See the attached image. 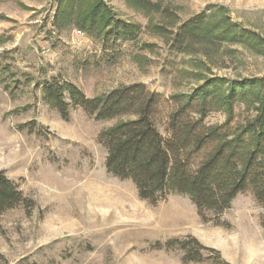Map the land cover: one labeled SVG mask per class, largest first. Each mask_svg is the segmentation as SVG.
Returning <instances> with one entry per match:
<instances>
[{"label":"rangeland","instance_id":"374dc122","mask_svg":"<svg viewBox=\"0 0 264 264\" xmlns=\"http://www.w3.org/2000/svg\"><path fill=\"white\" fill-rule=\"evenodd\" d=\"M104 1L116 19L140 27L135 38L106 43L79 35L74 26L57 29L55 0H0V172L32 201L0 216V264H184V252L168 242L187 238L207 248L203 261L187 264H264V206L251 192L239 194L221 216L209 213L207 222L186 195L169 194L156 204L141 199L131 180L106 169L99 135L117 120L97 121L71 107L66 121L42 91L46 81H67L96 97L143 83L170 100L208 77L264 78V56L247 45L216 40L182 51L173 42L180 25L200 14L264 37V0H163L169 15L138 10L126 0ZM169 106L159 111L164 136ZM243 110L235 105L234 123ZM226 118L212 112L205 123L223 125ZM206 152L192 157L191 171ZM97 193L118 195L126 208L137 202L151 222H115L108 208L94 205Z\"/></svg>","mask_w":264,"mask_h":264},{"label":"trees","instance_id":"16d2710c","mask_svg":"<svg viewBox=\"0 0 264 264\" xmlns=\"http://www.w3.org/2000/svg\"><path fill=\"white\" fill-rule=\"evenodd\" d=\"M55 1L57 29L74 26L106 43L139 34L138 25L116 19L104 0ZM162 1L126 0L138 10L169 15ZM203 15L180 25L174 34L175 47L188 51L191 43L229 40L264 56V37L259 33L226 18L209 22ZM42 91L46 103L66 121L71 107L82 108L97 121L117 120L99 135L107 151L106 169L131 180L141 199L156 204L169 194L186 195L204 222L209 220V213L221 216L239 194L248 191L264 206V78L229 81L208 77L190 94H177L170 100L143 83L121 86L96 97L86 96L67 81H46ZM164 103L170 105L168 136L159 130V111ZM236 104H242L244 110L241 120L234 123ZM218 111L226 114L225 123L206 124L208 115ZM204 150L207 152L197 170L191 171L190 160ZM30 204L16 183L0 172V216ZM174 244L184 252V264L203 261L201 251L207 248L196 239L168 242ZM192 244L198 249L191 248Z\"/></svg>","mask_w":264,"mask_h":264},{"label":"bare ground","instance_id":"6f19581e","mask_svg":"<svg viewBox=\"0 0 264 264\" xmlns=\"http://www.w3.org/2000/svg\"><path fill=\"white\" fill-rule=\"evenodd\" d=\"M97 185H99V183L97 184ZM94 186V185H93ZM100 186V185H99ZM104 186V185H103ZM95 187V186H94ZM101 187V186H100ZM108 187V186H107ZM107 187H105V188H103L104 189V191L106 190H110L109 188H107ZM92 189H94V188H92ZM96 189V188H95ZM100 189L101 188H99V187H97V191H99L100 192ZM103 189H101V190H103ZM96 191V192H97ZM94 192V191H93ZM109 192V191H108ZM104 193V192H103ZM103 193H102V195H103ZM105 193H107V192H105ZM91 194V193H90ZM89 194V195H90ZM112 194V195H111ZM95 195V194H94ZM96 195H98V197L96 198L95 197V200H93V202H94V205L96 204L97 205V207L99 206L100 208L102 207V208H104V209H107L108 208V213L110 214V216H113V215H115V222L117 221V220H120L122 217L123 218H126V221L127 220H131V219H144V220H146V221H150V219H152V217L149 215V213H147V212H145L144 211V209L140 206V205H138L137 204V202L136 203H132V202H130L131 204H130V208H126L127 207V205L125 204L124 205V203L123 202H121L119 199H121V197H119L118 198V195H115L114 193H109V194H107V197H106V195L103 197V198H101V196H99L100 194H96ZM93 196V195H92ZM91 200V199H90ZM115 201H117L118 203L116 204V202ZM123 201V200H122ZM91 204H92V202H91ZM113 205H119L120 207L119 208H121V212L120 213H118V215H117V213L115 212V210H114V208L112 207ZM102 208H101V210H102ZM96 209V208H95ZM98 209V208H97ZM118 210V209H117ZM105 211V210H104ZM103 211V212H104ZM102 212V211H101ZM98 213H99V211H98ZM104 214H106V213H104ZM105 217V216H104ZM102 218V217H101ZM105 219V218H104ZM154 219V218H153ZM121 221V220H120ZM122 221H124V220H122ZM133 221V220H132ZM137 222H139V221H136V223ZM151 222V221H150Z\"/></svg>","mask_w":264,"mask_h":264},{"label":"built area","instance_id":"2783aa9c","mask_svg":"<svg viewBox=\"0 0 264 264\" xmlns=\"http://www.w3.org/2000/svg\"><path fill=\"white\" fill-rule=\"evenodd\" d=\"M79 35L83 36L84 34H83V32H79Z\"/></svg>","mask_w":264,"mask_h":264}]
</instances>
